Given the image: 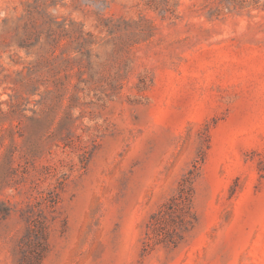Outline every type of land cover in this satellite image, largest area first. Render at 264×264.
<instances>
[{"label": "rangeland", "instance_id": "374dc122", "mask_svg": "<svg viewBox=\"0 0 264 264\" xmlns=\"http://www.w3.org/2000/svg\"><path fill=\"white\" fill-rule=\"evenodd\" d=\"M35 1L0 0V264H264V0Z\"/></svg>", "mask_w": 264, "mask_h": 264}, {"label": "trees", "instance_id": "16d2710c", "mask_svg": "<svg viewBox=\"0 0 264 264\" xmlns=\"http://www.w3.org/2000/svg\"><path fill=\"white\" fill-rule=\"evenodd\" d=\"M48 0H36V6L38 7L37 13H31L29 11L28 12V16H30V19H32V17L35 19V21L41 17L42 15H47L50 16L47 12L48 7L50 6V4L47 3ZM52 4V3H51ZM54 4V3H53ZM57 22V21H55ZM26 30V27H25ZM37 44L41 46L45 45V43H49L48 45H54L57 43L58 41V36H54V32H52L51 29H46L45 31H43L42 29H37ZM31 34V33H30ZM44 35V42L42 41ZM35 44V43H34ZM23 47H28L29 45H22ZM192 183L189 180H185L179 190H178V196L172 197L170 199V202H168L167 204V209L164 211V214L170 215L172 212L181 210L182 207L184 206V202H187L188 205H190L191 203V197H192ZM165 215L161 214V217H156L155 221L159 222L160 218L164 217ZM181 218V221H183V218L181 217V215H178Z\"/></svg>", "mask_w": 264, "mask_h": 264}]
</instances>
